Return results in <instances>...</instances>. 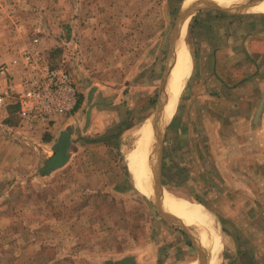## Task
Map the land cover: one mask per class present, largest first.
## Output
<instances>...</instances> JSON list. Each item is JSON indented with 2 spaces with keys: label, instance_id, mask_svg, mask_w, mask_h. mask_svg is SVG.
<instances>
[{
  "label": "rangeland",
  "instance_id": "1",
  "mask_svg": "<svg viewBox=\"0 0 264 264\" xmlns=\"http://www.w3.org/2000/svg\"><path fill=\"white\" fill-rule=\"evenodd\" d=\"M195 1L205 0H0V67L23 52L40 51L49 66L71 74L85 112L107 104L114 117L124 121L123 127L134 124L144 117V107L133 112L127 107H140L149 99L146 105L152 106L154 101L149 107V113L153 112L172 33L181 10ZM242 2L248 5V0ZM191 19L186 43L193 56L195 39L208 31L191 33ZM5 80L0 75V90ZM185 89L166 124V173L163 170L162 177L167 189L193 199L199 190L198 177L197 182H189L186 168L180 177L175 175L180 165L192 158L187 145L192 126L188 129L181 117ZM116 91L123 94L102 96ZM97 92L99 96L90 98ZM14 104L10 100L0 109V264H105L137 252L146 254L142 259L149 264V242L150 247L156 242L172 246L167 244L168 234L158 230L161 216L151 202L113 192L112 185L121 179L125 166L122 146H114L119 142V128H112L110 135L116 137L112 145L78 149L63 170L41 175L43 163L51 155L46 138H55L60 120L74 112L29 131L20 124L18 112L12 113ZM83 114L73 121L83 123ZM173 120L177 122L174 130ZM209 141L204 138V146L195 147L198 166L194 174L207 170L217 185L225 172L216 165V157L211 156L213 162L206 153L211 150L216 155L221 147L210 146ZM58 149L61 151L62 145ZM177 229L174 256L164 253L161 264L165 258L167 264H185L196 254L187 246V236ZM247 245L242 241L239 248ZM246 261L249 256L238 252L225 264Z\"/></svg>",
  "mask_w": 264,
  "mask_h": 264
},
{
  "label": "crops",
  "instance_id": "2",
  "mask_svg": "<svg viewBox=\"0 0 264 264\" xmlns=\"http://www.w3.org/2000/svg\"><path fill=\"white\" fill-rule=\"evenodd\" d=\"M263 3L264 0L251 8L248 5H243L239 8L247 9L241 10L234 7L228 12L203 9L196 12L193 17L191 16L192 19L190 18L191 33L200 29L204 34L206 31L208 32L206 36H198L195 39L196 47L194 46L192 49L193 56L191 55V58L193 57V73L191 71L190 77L177 98L178 102L180 94L187 87L186 93L183 95V115L181 117L187 123L185 126H188V129L192 126V131L189 129L187 132V145L190 146L188 151L192 149V158L185 160V163L177 169L180 173L176 171L175 175L180 177L182 171L184 172L183 168H186L187 172H185L190 175L189 182L192 180L197 182L198 177L196 184L199 185V190L192 200L211 211L219 221L223 247L218 255L217 264H225L230 258L233 259L238 252L241 256H249V261H246L245 264H264V104L261 113L256 117L258 107L264 99V13L259 11ZM204 18H209V20ZM111 94L119 96L123 93L121 91L106 92L102 96ZM99 95L100 93L97 92L95 95L91 94L90 98H96ZM147 103H149V99L145 100V105L140 107H127L129 112H133L143 106L145 115L134 124L131 123L124 127V121L114 117V112L109 110L107 104L100 110L95 106L89 107L86 112L82 106H79L73 115L62 118L60 120L61 128L56 133L57 137H51L49 142H45L49 143L51 148V155L46 160L54 155L58 145H62L65 150L64 154L66 153L65 163L49 174L53 175L63 170V167H67L74 160V155L77 154L75 151L78 149L102 144L112 145L113 139L116 138L110 135L112 128H119L121 131V133H117L119 142L114 143L115 147L120 148L121 140L125 134L133 133L142 123L152 117L155 129L149 138V144L142 148L141 146L147 141L142 140L130 157L122 154L125 165L124 173L120 177L121 179L112 185L113 192L119 196H125L135 201L140 197L151 202L149 197L144 196L139 190L138 184L143 187L146 183H139L131 163L136 160L135 171L141 174L144 180L151 181L150 188L155 185L152 171L159 136L163 127L173 116L176 105L169 119L164 118V107L161 117L157 119L153 114L155 107L153 112L149 113V107L151 109L153 105H146ZM98 105L100 106V104ZM90 109L91 112H89ZM81 112L85 113L83 114V123L73 121L75 117L81 115ZM174 120L170 123L172 130L177 124V122L174 123ZM68 124L72 125L68 127ZM167 132L168 127H165L161 159V185L163 186L166 184L163 183L162 176L164 172L166 173L164 146ZM204 138L210 139L208 142L210 146L221 147L216 149V155H213L211 150L206 153L210 155L209 159L212 161L211 156H215L216 165L219 169L222 167V171L225 172L224 179L217 185L212 183L213 180L210 179L212 175L208 176L207 170L200 169L198 175L194 174L197 172L196 166H198L196 164L198 150L195 147L204 146ZM208 182L209 185H207ZM153 189L151 188V191L155 194ZM159 203L161 205L160 201ZM162 209L181 220L185 227H189L194 232L192 240L186 232L179 229L187 236V246L190 245L196 253L185 264L194 262L210 264L209 244L197 226L193 224L194 221L174 211L163 207ZM159 215L161 224L157 225L160 226L158 230L160 233L168 234L167 244H173L162 247L156 242L154 247H150L149 242L147 245L149 246V255H147L149 264H161L164 253L168 252V256L172 257L174 254L171 253H175L176 250L174 245L178 238L177 227L168 222L160 213ZM183 218L192 221L184 223ZM242 241L248 245L241 250L239 243ZM193 242H197L198 248ZM199 248L203 251L201 252L205 255L204 258L201 257ZM145 256L146 254L140 256L137 252L121 260L109 261L105 264H146L147 262L142 259ZM168 261L165 258L163 264H167Z\"/></svg>",
  "mask_w": 264,
  "mask_h": 264
},
{
  "label": "bare ground",
  "instance_id": "3",
  "mask_svg": "<svg viewBox=\"0 0 264 264\" xmlns=\"http://www.w3.org/2000/svg\"><path fill=\"white\" fill-rule=\"evenodd\" d=\"M216 4L221 7L232 9L236 7L237 9L240 6H243V2L236 0H216ZM187 5V4H186ZM189 5V3H188ZM187 5V6H188ZM260 12L264 13V3L260 7ZM192 10H188V13L184 17V24L181 30V36L179 40L176 41V53L171 62V69L168 73V80L166 85V93L164 95V113L165 119L170 118V114L175 108L178 95L182 88L184 87L186 81L191 75L192 71V58L191 53L186 43L187 28L190 18L192 16ZM155 129L154 118L150 117L144 123L141 124L131 135V137L125 136L122 143V150L125 156L130 157L138 144L142 140H147L141 147H146L149 144V138L152 136ZM129 147V148H128ZM131 167L136 174V177L140 184L146 183L143 187L139 186L138 188L141 193L149 197V199H156L161 202V206L167 210L174 211L183 217L191 218L194 221V225L200 230L205 239L207 240L210 247V264H217L219 259V253L222 250V234L220 229V224L216 216L209 210L205 209L198 202L189 199L183 194L172 192L163 185H154L151 188L156 192L155 194L151 191L150 180H144V177L136 172V160L131 163ZM166 212V211H165ZM183 218L184 223L187 221H192L191 219ZM186 229L193 235L194 232L189 227ZM199 259V258H197ZM197 264V263H189ZM201 264V263H200Z\"/></svg>",
  "mask_w": 264,
  "mask_h": 264
},
{
  "label": "built area",
  "instance_id": "4",
  "mask_svg": "<svg viewBox=\"0 0 264 264\" xmlns=\"http://www.w3.org/2000/svg\"><path fill=\"white\" fill-rule=\"evenodd\" d=\"M5 87L0 90V109L8 101L18 106L20 124L37 131L58 116L71 114L79 92L71 74L51 67L40 51H26L9 65L0 67Z\"/></svg>",
  "mask_w": 264,
  "mask_h": 264
},
{
  "label": "water",
  "instance_id": "5",
  "mask_svg": "<svg viewBox=\"0 0 264 264\" xmlns=\"http://www.w3.org/2000/svg\"><path fill=\"white\" fill-rule=\"evenodd\" d=\"M263 0H248V7H253L255 5H257V3H260ZM234 8V7H233ZM232 8V9H233ZM203 9H217V10H221L224 12H228L231 10L228 8H224L219 6L218 4H216L215 2H213L212 0H205V1H195L191 4H189L188 6H185V8H183L180 12V16L178 18L176 27L172 33V41H171V50H170V55H169V60L167 63V66L165 68L163 77L161 79V85H160V91H159V97H158V102L157 105L155 106V111H154V115H156L157 119L161 117L162 111H163V94L165 93V89H166V85H167V80H168V73L171 69V62L173 60V58L175 57L174 54L176 53V41L179 40L180 36H181V30L184 24V17L185 15L188 13V10H192V16ZM238 9H247V8H238ZM264 104V99L261 101L258 110H257V114L256 117L259 116V114L261 113L262 107ZM166 126L163 127L162 132L159 136V140H158V149L155 155V161H154V167H153V180H154V184L156 185H161V159H162V139H163V133H164V128ZM151 203L154 205V207L159 211V213L171 224H173L175 227L183 230L184 232H186L193 240V236L191 233H189V231L186 229V227L184 226L183 222L179 219H177L175 216L165 212L159 201H157L156 199H150ZM195 240V239H194ZM194 245L197 247L198 245H196L195 242H193ZM198 248V247H197ZM199 253L201 255L202 258H204V254L202 253L203 251L199 248ZM202 251V252H201ZM203 263V262H202ZM204 264V263H203Z\"/></svg>",
  "mask_w": 264,
  "mask_h": 264
},
{
  "label": "trees",
  "instance_id": "6",
  "mask_svg": "<svg viewBox=\"0 0 264 264\" xmlns=\"http://www.w3.org/2000/svg\"><path fill=\"white\" fill-rule=\"evenodd\" d=\"M81 104V98L79 95V101L78 104L76 106V108L74 109L73 112H75L79 106ZM150 105H154V101L150 102ZM12 109V113H17L18 112V106L16 104L11 105L10 106ZM50 141V137H47L45 142H49ZM59 145L56 147V151L54 153V155L52 157H50L49 159H47L44 163H43V168L41 169V175H47L49 173H51V171H53L55 168H58L60 166H62L65 163V157L63 156L62 152L64 153L65 150L62 148L61 151H59ZM177 172L180 173V171L177 170ZM163 183L165 184L166 181L163 180Z\"/></svg>",
  "mask_w": 264,
  "mask_h": 264
}]
</instances>
